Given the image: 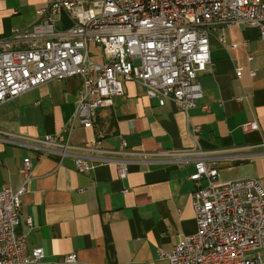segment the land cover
Listing matches in <instances>:
<instances>
[{
  "label": "crops",
  "instance_id": "1",
  "mask_svg": "<svg viewBox=\"0 0 264 264\" xmlns=\"http://www.w3.org/2000/svg\"><path fill=\"white\" fill-rule=\"evenodd\" d=\"M43 2L0 1V50L27 46L13 31L34 24ZM70 26L66 13L57 16L58 32ZM96 51L88 45L91 60L101 63ZM209 52L212 67L198 79L202 98L187 114L171 101L160 107L129 81L110 108L97 111L93 130L73 124L69 143L81 146L98 138L105 150L116 151L124 139L128 151L147 154L199 148L222 156L220 180L256 179L264 188V41L253 27H219L210 32ZM83 90L82 80L71 77L0 105V131L30 138L56 134L69 123ZM253 120L258 130L244 132L241 126ZM192 126L199 128L197 146L188 136ZM25 158L32 177L21 197L17 233L24 236L27 252L36 247L44 252L39 262L27 264H63L69 253L76 255L69 264H169L159 252H170L196 230L191 159L130 162L126 177L119 179L113 165L80 174L70 158L57 165L54 157L38 160L33 151L0 142V189L22 187L18 170Z\"/></svg>",
  "mask_w": 264,
  "mask_h": 264
},
{
  "label": "built area",
  "instance_id": "2",
  "mask_svg": "<svg viewBox=\"0 0 264 264\" xmlns=\"http://www.w3.org/2000/svg\"><path fill=\"white\" fill-rule=\"evenodd\" d=\"M63 12L71 26L58 32L56 18ZM35 14L36 21L27 30L13 31L27 46L0 50V105L71 77L81 79L84 90L60 132L30 138L0 131V142L33 151L38 160L54 157L57 165L70 158L80 174L98 165H113L119 179L126 177L130 162L191 159L196 230L184 235L170 252L160 251V256L169 264H264V188L256 179L220 180V154L199 148L133 153L124 139L116 151L105 150L98 138L81 146L69 143L73 124L77 121L93 130L97 111L110 108L129 81L160 107L171 101L187 114L202 98L198 79L212 67L210 32L242 25L258 29L264 41V0H44ZM219 42L223 44L222 37ZM89 44L101 52V63L91 60ZM249 74L255 75L252 70ZM240 75L241 69H235V76ZM241 128L257 131L258 124L253 120ZM198 133V127L189 128L196 146ZM18 172L23 178L19 190L0 189V264L37 263L44 256L40 247L27 252L24 236L17 233L21 197L32 177L29 159L22 160ZM26 223L31 224L30 217ZM75 261L76 255L69 253L62 263Z\"/></svg>",
  "mask_w": 264,
  "mask_h": 264
},
{
  "label": "rangeland",
  "instance_id": "3",
  "mask_svg": "<svg viewBox=\"0 0 264 264\" xmlns=\"http://www.w3.org/2000/svg\"><path fill=\"white\" fill-rule=\"evenodd\" d=\"M91 50H94V47H92V46H90L89 47ZM95 54H98L99 56L101 55V52L100 51H96V53Z\"/></svg>",
  "mask_w": 264,
  "mask_h": 264
}]
</instances>
